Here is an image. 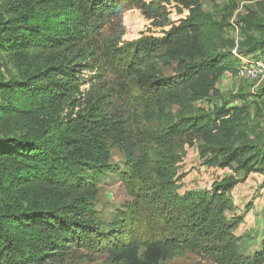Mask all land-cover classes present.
Here are the masks:
<instances>
[{
  "label": "trees",
  "instance_id": "obj_1",
  "mask_svg": "<svg viewBox=\"0 0 264 264\" xmlns=\"http://www.w3.org/2000/svg\"><path fill=\"white\" fill-rule=\"evenodd\" d=\"M202 3L0 0V264H78L90 255L102 256L101 264H162L178 249L215 264H264V222L248 256L218 239L234 178L186 201L173 192L164 203L159 193L141 196L152 173L175 175L165 159L150 167L151 146L171 149L180 138H198L225 163L243 158L245 168L258 164L264 173V141L247 122V102L259 96L239 94L241 104L210 112L195 106L219 95L224 74L235 75L234 47L264 58V19L252 10L242 15L236 43L226 36V18ZM167 4L181 17L171 22ZM133 7L168 28L120 44L112 25ZM173 60L179 68L165 74ZM151 123L160 126L150 130ZM112 149L123 154L122 168ZM109 173L127 180L133 198L104 223L97 182ZM157 201L160 208L151 207ZM155 207L156 216L148 215Z\"/></svg>",
  "mask_w": 264,
  "mask_h": 264
},
{
  "label": "rangeland",
  "instance_id": "obj_2",
  "mask_svg": "<svg viewBox=\"0 0 264 264\" xmlns=\"http://www.w3.org/2000/svg\"><path fill=\"white\" fill-rule=\"evenodd\" d=\"M202 8L217 18H226V36L234 38L236 42L240 41L243 36L237 34L240 31L239 18L242 15L252 10L264 19V0H203ZM166 9L171 22L181 17L172 5L167 4ZM151 22L152 20L147 19L140 9L129 8L124 10L116 20V24L112 25V32L121 44L138 40L146 35L160 36L162 30L168 28V25L158 26ZM102 34L104 36L110 34L109 26L103 30ZM179 66L178 60H173L168 67L164 68V73L171 74ZM1 72L7 75L6 71L1 70ZM215 86L219 95L198 101L195 106L199 110L210 112L212 105H221L224 102H228L229 105L241 104L242 100L237 97L239 94L259 96L256 97L257 99L250 97V101L247 102V122L254 134L262 137L264 141V92L261 91L264 87V77L259 83H255L237 79L229 74L217 80ZM87 88V84L80 87L81 90ZM159 126L157 123H151L148 128L155 130ZM150 157V167L154 168L162 164L161 160L165 159L175 175L168 181V178L161 180L152 173V179L142 188L141 196L144 200L154 192L161 194L160 196L163 195L162 203L166 201L169 192H173L178 201H186L189 195L196 198L208 196L216 182L222 178H234L236 183L227 193L230 208L223 214L222 222L225 226L222 228V237L218 239L235 242L240 256H248L259 248L264 222V173L258 164L252 163L251 167L245 168L243 158L225 163L220 155H213L207 150L206 145L198 138H180L171 149L151 146ZM111 161L118 168H122L123 154L117 149H112ZM97 187L96 210L98 217L104 223L110 222L118 217L120 212L129 208L133 197L129 194L127 180L118 173H109L100 177ZM158 203L159 201L151 207L157 206ZM162 203L158 205L159 208ZM156 210L157 207L147 214L156 216ZM176 211L180 212L177 209ZM167 224L169 223L166 222L165 229H169ZM228 225H232L230 230H228ZM101 257L90 255V260H83L78 264H101ZM162 264L215 263L207 256L197 255L186 249H178Z\"/></svg>",
  "mask_w": 264,
  "mask_h": 264
},
{
  "label": "built area",
  "instance_id": "obj_3",
  "mask_svg": "<svg viewBox=\"0 0 264 264\" xmlns=\"http://www.w3.org/2000/svg\"><path fill=\"white\" fill-rule=\"evenodd\" d=\"M237 32V31H236ZM240 32H237V34ZM236 42V40H235ZM237 43V42H236ZM235 57L239 59V64L236 69L235 78L245 79L246 81H251L259 83L264 77V58H254L251 56L239 55L236 52V47L232 50Z\"/></svg>",
  "mask_w": 264,
  "mask_h": 264
},
{
  "label": "crops",
  "instance_id": "obj_4",
  "mask_svg": "<svg viewBox=\"0 0 264 264\" xmlns=\"http://www.w3.org/2000/svg\"><path fill=\"white\" fill-rule=\"evenodd\" d=\"M226 75H229V73L224 74L222 77H224V76H226Z\"/></svg>",
  "mask_w": 264,
  "mask_h": 264
}]
</instances>
